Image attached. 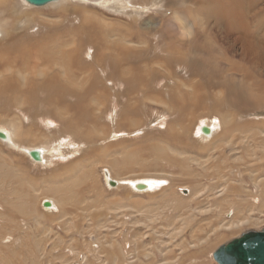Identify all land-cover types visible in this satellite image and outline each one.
Wrapping results in <instances>:
<instances>
[{"label":"rangeland","instance_id":"obj_1","mask_svg":"<svg viewBox=\"0 0 264 264\" xmlns=\"http://www.w3.org/2000/svg\"><path fill=\"white\" fill-rule=\"evenodd\" d=\"M64 1L34 7L26 0H12L6 5L8 10L1 5L5 1L0 2V50H6L13 39L23 37L24 41L49 44L48 49H59L65 55L82 46L81 64L74 68L82 69L77 79L89 80L94 75L105 85V90L94 91L86 99L93 112L91 126L85 128L90 131L89 140H76L63 131L64 122L52 116L45 92L39 95L38 115H32L25 105L21 108L17 102L13 104L0 96V132H11L12 124L23 122L35 136L31 137L32 147L49 150V162L33 163L25 152L13 149L8 139L2 141L0 137V155L4 156L0 160L11 168L0 170V221L23 225L4 242H28V250L22 254L25 258L20 255L19 264H116L109 261L106 253H100L101 247L111 250L114 241L124 246L127 241L126 246L133 250L131 259L121 264H166L173 257L181 260L182 245L190 246L193 239L218 237L208 256L193 257L184 263L203 260L205 264H218L214 253L221 246L243 233L264 229V187L259 189L254 182V175L264 179V64L256 65L243 57L247 52L229 28L232 19H238L237 4H230V0ZM252 1L256 13L249 14L247 25L255 30L258 16H264V0ZM215 2L218 6H214ZM224 9L232 19L225 16ZM85 16L93 17L92 21L98 24L86 21ZM85 24L103 35V48L123 50L126 58L121 60L120 71L127 74L128 68L131 70V75H123L130 79L138 70H151L149 76L145 74L148 90L132 88L119 76L112 77L116 60L102 59V48L83 43ZM84 27L89 36L95 37ZM262 34L261 30L255 36L260 40ZM214 56L221 59L217 61ZM233 63L240 72H230ZM18 66L21 75L11 70L1 72L0 81L10 72L8 76L16 78L14 84L24 82L27 74ZM59 73L62 74L61 67ZM247 73L246 78L243 75ZM33 78L32 74L30 80ZM195 92L200 96L198 106L191 104L181 114L172 103L171 94L193 96ZM20 98L24 100L23 96ZM212 124L215 126L209 139L202 127ZM228 124L230 131L226 135ZM168 132L186 137V144L176 143ZM220 139L222 143L229 141H224L221 149ZM158 144L171 153L176 150L184 154L185 160L178 154L156 152ZM232 145L236 151L231 150ZM52 147H56V152ZM15 177L24 178L27 187L17 188ZM147 177L166 179L170 184L166 193H140L122 182ZM10 179L16 186L8 196L2 182ZM118 180L120 185L116 184ZM228 183L234 187L233 195H219ZM219 184L221 188L213 190ZM49 186L62 188L61 193L65 191L70 198L69 205L49 209L46 203L55 197L43 194L51 190ZM198 191L201 192L193 194ZM221 199L228 201L222 203ZM4 207L8 208L6 213H2ZM231 213L253 222L228 229ZM134 245L142 249H135ZM18 250L14 251L16 255ZM189 251L190 255L195 249Z\"/></svg>","mask_w":264,"mask_h":264},{"label":"bare ground","instance_id":"obj_2","mask_svg":"<svg viewBox=\"0 0 264 264\" xmlns=\"http://www.w3.org/2000/svg\"><path fill=\"white\" fill-rule=\"evenodd\" d=\"M3 1H5V2H3ZM3 1L2 0L0 1V2H3L1 5L5 6L3 8L8 10V8H6V5H7V3L12 2V0H3ZM58 1H62L63 2L64 0H53L50 3H48V4L55 3V2H58ZM197 1H200V0H197ZM244 2H246V5L244 4ZM229 3L230 4H235L236 3L237 7H238V10H235V15L238 18L236 21H234L232 19L231 15L230 16L227 15V11L225 9H224V14H225V16L230 17V19H232L231 24H229L230 25L229 28H231V30L233 32H235L236 37H237L236 39H237V41L241 42L240 44H241V46H242V48L244 50V53L247 52V54H245V55L242 53L243 57H248L250 59V61H254V63L256 65L257 64H259V65L261 64L262 65L261 62H263V64H264V45H263V42H264V16H258V21L256 22L257 23L256 29L252 30L250 27H248L247 21L249 20V14L250 13L251 14L252 13H256L255 11L252 10V9L256 8V5H254L253 1L252 0H230ZM214 6H218V2H215ZM5 9H3V10H5ZM92 18H90L88 16H85V20L86 21H91L95 25L98 24L96 22H93ZM55 25H57V24H55ZM85 25H86V27H88L87 24H85ZM84 26H82V33L85 35V39L83 40V43L84 44H88L90 42L92 45L97 46L99 48H102L103 49V54H104V55H102L103 56L102 59L106 58V57H109L110 59L116 60L117 63H113L114 67H113V76L112 77L114 78L115 76H119L120 79L124 80L126 83H129L132 88L133 87H136V88H139V89L143 88V90H144V87H145L146 88L145 90H148V87H150V86L148 85L149 81L146 80L147 79L146 75L149 76L151 70L145 69V67H144V69H145L144 72L138 70V72H136V74L132 78L129 79L128 78L129 76L126 77L125 75H123L124 73L126 74L125 71H124V73L122 71H120L121 67H122L121 60L126 58L124 53H123V50H115L116 49L115 48V49H113V51H111V49L109 47L106 48V49L103 48L102 45H101V40L104 38L103 35L101 33H99V32H96V31L94 32L95 29L88 27L90 32H94L96 34L95 37L94 36L91 37L93 34L91 36H89V33H88L87 29ZM2 30L3 29H2V27L0 25V35L1 36L3 35ZM261 30L263 31V34H262L261 39L259 40V38L255 36V34L259 33ZM217 32L219 33L220 30L217 31ZM146 34H148V33H146ZM244 35H246V37ZM25 36H27V35H25ZM31 36H32V33H31ZM11 37L12 36H10V38ZM24 40H26V39H24V37H23V39L22 38L21 39H16L15 38V39H13V41L10 40V42L11 41L12 42L9 43V46L6 47V50H4L3 48L0 50V66H1L0 73L1 72L4 73V72H7V71L11 70L12 71L11 73L16 71L17 75L19 76V74L20 75L22 74L21 71H20V68L18 66V65H20L21 67H23V72H25L27 74V76L24 78V82H22V80L21 81L18 80L19 83H17V84H14V80H16V78L14 79V77L12 75L8 76L10 74V72L8 74H6L7 77L2 78V80L0 81V96L2 97V99L4 98V99H6L7 101H9V102H11L13 104H15L17 102L18 105L21 108H23V105H25V109L27 111L31 112L32 115H38V113L40 112L39 111L40 106H39V102H38V100H40L39 99V95L41 93L45 92L46 95H47V99H48V104L47 105L51 109L52 116H54L55 118L59 117V119L63 120V122H64V124L62 123L64 125V126H62L63 127V131L72 134L76 140H82V139L89 140L90 137H91L89 135L90 131L88 130V132H86L85 128H88L89 126H91L89 123H90V121L92 119L93 112L89 108L86 99H87V96L91 95L94 91H99V89H101V90L104 89L105 85H104V81L101 80L99 77H94L93 72H91L93 76L89 77L90 78L89 80H87L86 78H85L84 81L82 80L83 78L80 79V80L77 79V75L79 74L78 72H81L82 69H76L75 70L74 68L77 65L81 64L80 53L82 52V46L75 48L74 51H72L71 53H68V54L66 53V55H65L64 52L63 53L59 52V49H57V50L48 49L50 47L49 44H41V43H39L37 41L34 43L33 41H29L28 42V41H24ZM6 42L4 44H6ZM240 44H239V46H240ZM129 48H131V46L130 47H126L127 50H129ZM229 49H231V48H229ZM124 50H125V47H124ZM106 51H109L110 53L106 55V53H105ZM135 53H133V55ZM134 56H136V55H134ZM179 56L180 55H178L177 57H179ZM241 57H242V55H241ZM214 59H216L218 61V60L221 59V57L215 58V56H214ZM30 62L32 64H30ZM183 62H184V60H183ZM28 63H29L30 66L28 65ZM134 63H136V62H134ZM59 67H61V69H62V74L59 73ZM192 67H193V65H192ZM211 67L214 70H216V68H214L212 65H211ZM237 67H239V66L238 65L237 66L234 65V63L231 64L230 72H233V73L235 71L236 72H240V70H237ZM128 69L130 70V68H128ZM132 69H133V67H132ZM129 70L127 71L126 75H128L129 72L131 71V70L130 71ZM152 71H153V69H152ZM201 73L204 74V72H201ZM32 74H33V76H35V78L30 80V76ZM23 75L25 76L24 73H23ZM59 75H62V76H59ZM129 75H131V74H129ZM247 75H248V73L244 74L243 76L246 77ZM14 76H15V74H14ZM37 78H39V79L36 80ZM60 78H62V79H60ZM208 78H209V76H208ZM210 79H213V78H210ZM29 82H31V83L29 84ZM211 87H212V85H211ZM169 93H170V91H169ZM147 94H149V93H147ZM20 96H23L24 100H22L20 98ZM170 98H171V101L174 104V106L178 109V111L181 114H185L186 110L189 108V106L191 104L194 105V106L195 105L198 106V103H199V100H200V96H198L196 94V92L194 93L193 96L192 95H190V96L181 95L180 97H178L174 93V96H172V94H171ZM238 98H241V97L238 96ZM165 99H167V97ZM260 102L261 101H258L256 103L259 104ZM0 103L2 104L1 101H0ZM4 107H6V106H4ZM127 113H131V110H130V112H127ZM222 119L224 120V118H222ZM43 120L45 121V119H43ZM61 120H59V122ZM12 121H15V120H12ZM222 124H223V122H222ZM75 126L78 127V130H77V128H75ZM214 126L215 125L212 124V125H208V126L202 127L206 137L208 136V138H209V137H211L213 135ZM227 126L228 127H226V129H225L226 135L230 131L229 124ZM11 127H12V131L11 132H4V133L0 132V137L2 138L1 139L2 141L4 139H8L9 140L8 141V145L10 147H14L13 149H18L22 153L25 152L24 155H28L29 158L33 161V163L44 164V163L49 162V156L47 155L49 150H47V148L44 147V146L43 147H41V146L40 147L39 146L32 147V146H34V145L30 144V143H32L31 142V137H32V133L31 132L32 131L29 130L26 127V125H24L23 122H15L14 124L11 125ZM184 129H185V132H186L185 136H187L188 135L187 134V128L185 127ZM205 129H207L208 131L205 132ZM189 130H191V129H189ZM231 132H233V131H231ZM33 133H34V131H33ZM168 133L170 134V132H168ZM262 133H263V131H261V134ZM215 134H217V133H215ZM8 135H10V139L7 138ZM36 136H38V135L36 134ZM168 136H170L169 138L173 139L176 143H179V142L180 143H185L183 140H185L186 137H180V136L176 135L173 132H172V135L170 134ZM222 136L223 135H221V137ZM34 137L35 136H33L32 138H34ZM242 137H244V136H242ZM208 138H206V139H208ZM37 140H38V137H37ZM243 140H245V139L243 138ZM224 141H223V143H222V140L219 141V143L221 142L220 144L218 143L219 144V146H218L219 149H221V147H222L221 144H224ZM215 142H216L215 144L217 145V141H215ZM227 142H229V141L226 140L225 144H227ZM247 142H248V140H247ZM105 143H106V141L103 144H105ZM155 148H156V150H155L156 152H159V151L160 152H166V153H170L172 156H176L178 154V155H180L182 157L184 155L182 153L175 152L176 151L175 149H174L175 151L172 150V152L174 151V153H176V154L171 153V152H169L170 149H168L165 146H160V144H158ZM230 148H232L231 150L236 151V150H234V148H236V146L232 145ZM55 149H56V147H52L53 152H56ZM206 150H207V147H206ZM262 151L264 152V145H263ZM220 155H221V151H220ZM55 156L56 155H52L51 157H55ZM3 157H4L3 155H0V159H3ZM201 166H203V165L201 164ZM219 167H221V166H219ZM7 168L11 170V168L9 166H7L4 163V161L0 160V170H4V169H7ZM56 168H58V167H56ZM179 168H180V166H179ZM216 168H218V167H216ZM259 168H261V167H259ZM219 171H221V170H219ZM165 175H167V174H165ZM254 176H255L254 177V179H255L254 182L256 183L257 187H259V189L263 188L264 187V179H260L259 180L260 177H257L256 175H254ZM141 178L133 180V181H131V180H123L122 182L124 184H129L132 189H134L135 191L140 192V193L141 192L142 193H154V192H160L161 193V191H162L163 195L166 193L165 190L167 189V187L170 186L169 182L166 179H162V177L161 178H159V177H147V178H144V179H141ZM222 179L227 180V182H228V179H226V176H222ZM11 180L12 179L5 180V181L2 182L5 192L9 193L8 196H10L11 191L15 189L16 185H17L16 187L20 188V189H23V188L27 187V183L25 182L24 178H22V177H15V184L16 185L14 183H11ZM119 181L120 180L116 181V184L119 183V185H120ZM49 188H51V190L49 192H43L45 197L51 198V196H55V197H52V199L50 200L51 202L46 203L49 206V209H51L55 205H58V207H59V205H61L63 207H66L67 205H69L68 202H69L70 198L64 194L65 191H63L61 193L62 188L59 189L57 186H54V187L49 186ZM213 188H215V189H213ZM213 188H212L213 190H218L219 188H221V184L216 185ZM233 189H234V187L230 183H228V186L223 187L221 190H219L220 192L219 191H217V192H219V195H221V196L224 193H230V194L233 195V191H234ZM200 192L201 191H198V192L193 193V194L196 195V194H198ZM197 197H198V195H197ZM172 198L174 199V197H172ZM172 198H171V200H172ZM221 201L223 203V202H226L228 200L227 199H221ZM30 202L33 203V200L30 199ZM241 202H245L246 204H250L249 201H241ZM169 205H171V204H168V206ZM182 205L184 206V202L182 203ZM180 206H181V204L178 207H180ZM7 209H8L7 207H4L2 213H6ZM9 210H13V208H9ZM9 210H8V212H9ZM63 212H65V211H63ZM157 215H159V214H155V216H157ZM231 216H232V219H231L232 223L226 226V228H228V229H233V228H236V227L238 228L240 226H241L240 228H242L243 225L249 224V221L253 222V220H249L250 218H244V220H242L237 215V213H234V214L231 213ZM152 219H153V217H152ZM8 221H7V224H9V225H7L6 223L5 224H1V221H0V264H19L20 263V258H21L20 255L22 256V254H24L25 250L28 248V245H27L28 242L24 241L22 243V245L18 244L19 241L15 242V243H13V242L5 243L4 242L6 240H10L14 236L13 234H15L20 229L22 230V228H23V225L20 224V223H15V222L11 221V224H10V223H8ZM215 222H216V220H215ZM188 223H190V222L188 221ZM222 227L225 228V226H222ZM192 232H193V230H192ZM196 232H198V229H197ZM215 232H213V233H215ZM198 234H200V232H198ZM202 238H204V237H202ZM207 238H208V235H207ZM217 238L218 237H216V239ZM216 239L208 238V239L204 240V239H196L195 238V240L193 239V242H191V244L188 242L190 246H188V245L185 246V245L181 244L182 246H184L183 249H182L183 255H181V258H180L181 260L176 259V257H173V259L171 261L168 260L166 262V264H184L186 261H188L190 258H193V257L204 258V257L208 256L209 255L208 253H210V251L213 250V248L215 247L214 246L215 245L214 241ZM123 240L126 241L125 238ZM181 242H183V241H181ZM126 244H128L127 241L125 243V246H126ZM111 246H112L111 250H109L106 247H101V252H100V253H106L107 256L110 257L109 261L115 262L116 264L117 263L121 264V262H123L125 259H131L132 254H133V250H130V249L132 247H128V245L125 247L123 244L120 245L117 241H114L111 244ZM16 248L19 249L17 255L14 252ZM128 248H129V250H127ZM134 248L135 249L139 248L140 250L142 249V247L138 246V245H136V246L134 245ZM107 249H108V251H107ZM191 249H195V251L192 254L189 255L188 251L191 250ZM126 251H127V253L125 254ZM170 254H172V253H170ZM23 257L24 256H22V258ZM22 261H24V260H22ZM22 261H21V263H22ZM194 263H196V262H194ZM197 264H205V261H203V260L202 261H198Z\"/></svg>","mask_w":264,"mask_h":264},{"label":"water","instance_id":"obj_3","mask_svg":"<svg viewBox=\"0 0 264 264\" xmlns=\"http://www.w3.org/2000/svg\"><path fill=\"white\" fill-rule=\"evenodd\" d=\"M27 1L31 6L44 7L53 0ZM214 260L218 264H264V229L243 233L221 246L214 253Z\"/></svg>","mask_w":264,"mask_h":264}]
</instances>
